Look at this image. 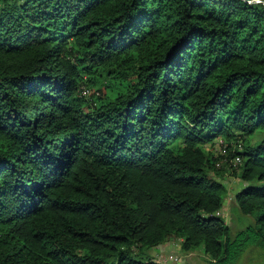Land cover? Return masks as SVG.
I'll list each match as a JSON object with an SVG mask.
<instances>
[{
    "label": "trees",
    "instance_id": "obj_1",
    "mask_svg": "<svg viewBox=\"0 0 264 264\" xmlns=\"http://www.w3.org/2000/svg\"><path fill=\"white\" fill-rule=\"evenodd\" d=\"M257 132L264 0H0V264H160L172 237L235 264L264 247ZM215 137L254 217L233 236Z\"/></svg>",
    "mask_w": 264,
    "mask_h": 264
},
{
    "label": "rangeland",
    "instance_id": "obj_2",
    "mask_svg": "<svg viewBox=\"0 0 264 264\" xmlns=\"http://www.w3.org/2000/svg\"><path fill=\"white\" fill-rule=\"evenodd\" d=\"M257 1V0H255ZM89 91H87L86 96L87 98L94 99L98 94L104 95L106 92V88L103 83L98 82L95 85L88 86ZM89 94V95H88ZM263 133H255L249 136L251 141H255L258 139ZM239 142L241 143V139L238 138ZM236 145V140L233 141ZM226 144V141L221 137H215L212 141L204 143L203 147L205 151L209 152L216 159V165L218 169L222 172V174L216 173L213 169H208V174L220 180L226 186V194L223 199V205L221 208L220 213L224 217L226 223L229 226L230 235H235L239 230L245 228L247 225L254 222L253 215L243 214L234 199L235 192L244 185V181L239 177V172L231 166L229 163L232 160L228 157V155H222L221 149ZM239 145V144H238ZM241 146V145H239ZM227 152V150H226ZM227 157V158H226ZM218 163V164H217ZM234 165V164H233ZM235 170L236 172H233ZM239 170V169H238ZM173 240V244L177 243L175 246L171 248H167L162 252L161 250H155L154 248H148L144 250V253H147L153 257H158L160 253H169L172 251L174 253L179 254L183 259V264H207L209 255L204 251L202 245L195 247L193 250L184 251L180 249L178 246V240L174 237L170 238ZM166 253V254H167ZM235 264H264V247L255 244H249L245 247L237 257Z\"/></svg>",
    "mask_w": 264,
    "mask_h": 264
},
{
    "label": "built area",
    "instance_id": "obj_3",
    "mask_svg": "<svg viewBox=\"0 0 264 264\" xmlns=\"http://www.w3.org/2000/svg\"><path fill=\"white\" fill-rule=\"evenodd\" d=\"M83 93L87 92V89L84 88L82 90ZM221 154L226 155V147L225 145L221 149ZM232 164L237 165L240 162V157L236 155L232 160ZM218 164V163H217ZM155 260L158 261L160 264H183L182 257L174 252H169L167 254L155 257Z\"/></svg>",
    "mask_w": 264,
    "mask_h": 264
},
{
    "label": "crops",
    "instance_id": "obj_4",
    "mask_svg": "<svg viewBox=\"0 0 264 264\" xmlns=\"http://www.w3.org/2000/svg\"><path fill=\"white\" fill-rule=\"evenodd\" d=\"M179 242H178V246L180 247V239H177ZM177 243H174L173 244V240L172 239H167L166 241H164V242H162V243H160V244H158V245H156V246H154V247H152V248H154V251L155 250H163L162 252H164V250H166L167 248H171V247H173V246H175ZM169 252H172V251H169ZM167 253V252H166ZM166 253H160L161 255H164V254H166ZM160 255V256H161ZM155 258V257H154Z\"/></svg>",
    "mask_w": 264,
    "mask_h": 264
}]
</instances>
